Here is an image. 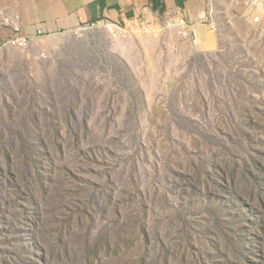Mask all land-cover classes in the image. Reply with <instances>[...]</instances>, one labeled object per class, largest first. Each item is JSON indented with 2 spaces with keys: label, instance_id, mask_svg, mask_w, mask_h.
Here are the masks:
<instances>
[{
  "label": "rangeland",
  "instance_id": "obj_1",
  "mask_svg": "<svg viewBox=\"0 0 264 264\" xmlns=\"http://www.w3.org/2000/svg\"><path fill=\"white\" fill-rule=\"evenodd\" d=\"M0 47V264H264V0Z\"/></svg>",
  "mask_w": 264,
  "mask_h": 264
},
{
  "label": "crops",
  "instance_id": "obj_2",
  "mask_svg": "<svg viewBox=\"0 0 264 264\" xmlns=\"http://www.w3.org/2000/svg\"><path fill=\"white\" fill-rule=\"evenodd\" d=\"M225 0H0V11L17 17L19 33L29 39L69 33L97 23L128 25L137 21L156 24L169 15H181L199 45L209 44L206 23L212 4ZM16 34L0 25V46Z\"/></svg>",
  "mask_w": 264,
  "mask_h": 264
},
{
  "label": "built area",
  "instance_id": "obj_3",
  "mask_svg": "<svg viewBox=\"0 0 264 264\" xmlns=\"http://www.w3.org/2000/svg\"><path fill=\"white\" fill-rule=\"evenodd\" d=\"M164 21H166V26L171 27V29H178L179 32L182 35H191L192 31H191V26L186 22V20L184 19V17H182L181 15H169L167 17L164 18ZM0 25H5L7 27H9L10 29L13 30V32L16 34L13 38L9 39L7 42H5L3 45H1L0 47L5 48V47H11V48H15L18 50H25L27 48V46L29 45V42L31 41V39L21 35L19 33V25H18V19L17 17H7L4 15V13L2 11H0ZM131 27H134L138 30H142V31H151L152 30V25L153 24H148L145 23L144 21H137L131 24H128ZM88 26V25H87ZM90 26H94L96 28H110V35H114L112 34V31L114 30H125L122 29L123 26L126 25H117V24H110V23H97V24H91ZM85 26H81L76 28L74 31V33L78 34L82 31H84ZM126 31V30H125Z\"/></svg>",
  "mask_w": 264,
  "mask_h": 264
},
{
  "label": "bare ground",
  "instance_id": "obj_4",
  "mask_svg": "<svg viewBox=\"0 0 264 264\" xmlns=\"http://www.w3.org/2000/svg\"><path fill=\"white\" fill-rule=\"evenodd\" d=\"M106 30L110 33V28H106ZM118 30H120V29H118ZM116 32H117V30H114V31H112V34H116Z\"/></svg>",
  "mask_w": 264,
  "mask_h": 264
}]
</instances>
